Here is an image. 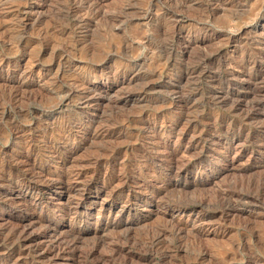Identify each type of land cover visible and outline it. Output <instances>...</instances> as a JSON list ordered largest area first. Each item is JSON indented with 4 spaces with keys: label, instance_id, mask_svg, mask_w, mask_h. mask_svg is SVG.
I'll list each match as a JSON object with an SVG mask.
<instances>
[{
    "label": "rangeland",
    "instance_id": "obj_1",
    "mask_svg": "<svg viewBox=\"0 0 264 264\" xmlns=\"http://www.w3.org/2000/svg\"><path fill=\"white\" fill-rule=\"evenodd\" d=\"M263 78L264 0H0V264H264Z\"/></svg>",
    "mask_w": 264,
    "mask_h": 264
},
{
    "label": "bare ground",
    "instance_id": "obj_2",
    "mask_svg": "<svg viewBox=\"0 0 264 264\" xmlns=\"http://www.w3.org/2000/svg\"><path fill=\"white\" fill-rule=\"evenodd\" d=\"M83 4V3H82ZM97 4V3H96ZM86 5V4H85ZM89 6V5H88ZM29 9V8H28ZM30 12V11H29ZM24 17V16H23ZM108 18V17H107ZM22 23H21V27H22V29H25L26 27H27V25H28V20H27V17L26 18H24V19H22V21H21ZM29 27V26H28ZM251 76V75H250ZM259 77V76H258ZM262 78V77H261ZM83 79V78H82ZM259 82H260V80H259ZM260 85V84H259ZM227 88V87H226ZM228 92V91H227ZM253 93L256 95V98H254V97H252L251 99L252 100H248V98L246 97V98H242V97H235V98H232V96L231 97H229L228 95H225L224 97H220L219 96V94L217 95H212L211 97H213L214 99H216V101H218V102H221V103H223V104H229L230 105V107L233 109V110H242V108L243 109H247V111H248V113H247V115H246V117H250V116H253V115H255V113H258V114H261L260 115V117L262 116V119L264 118V78L262 79V84H261V86L260 87H258V85H257V87L255 88V86H254V88H253ZM237 95V94H236ZM254 98V99H253ZM229 100V101H228ZM246 112V111H245ZM260 121V120H259ZM262 126V125H261ZM239 128V127H238ZM29 131V130H28ZM8 164V163H7ZM166 167V166H165ZM176 168V167H175ZM34 171V170H33ZM43 174V173H42ZM176 174V173H175ZM25 175V174H24ZM3 182H4V180H3ZM26 191V190H25ZM27 192V191H26ZM32 192V191H31ZM166 195V194H165ZM19 197V196H18ZM202 200V199H201ZM200 201V200H199ZM202 201H200V203H201ZM228 202V201H227ZM199 204V203H198ZM202 204V203H201ZM11 223V222H10ZM44 224V223H43ZM24 225V224H23ZM13 226V225H12ZM18 226V225H17ZM20 226V225H19ZM43 226V225H42ZM16 227V226H15ZM21 227V226H20ZM19 227V228H20ZM23 227V226H22ZM41 227V226H40ZM14 228V227H13ZM17 228V227H16ZM49 228V227H48ZM51 228H53V227H51ZM175 228V227H174ZM173 228V229H174ZM54 229V228H53ZM178 229V228H177ZM176 229V231H178ZM7 230V229H6ZM15 230V232H16V229H14ZM172 230V229H171ZM175 230V229H174ZM7 231H9V230H7ZM18 231V230H17ZM20 231H21V229H20ZM22 232H24L23 230H22ZM50 232L51 231H47L46 230V232L44 233V236L45 235H50ZM53 232H54V230H53ZM160 232V231H159ZM5 233V232H4ZM18 233V232H17ZM156 233V232H155ZM158 233V232H157ZM13 234V233H12ZM53 234V233H52ZM67 234H69V233H67ZM159 234V233H158ZM15 235V234H14ZM70 235H72V234H70ZM69 235V237H71ZM179 235V234H178ZM17 236V235H16ZM23 236H24V233H23ZM66 236V235H65ZM64 236V237H65ZM73 236V235H72ZM150 236V235H149ZM158 236V235H157ZM161 236H163V234L161 235ZM13 237V236H12ZM20 236H18V238H19ZM68 237V238H69ZM76 237V236H75ZM146 237V236H145ZM155 237V236H154ZM14 238H15V236H14ZM20 238H22V237H20ZM24 238V237H23ZM22 238V239H23ZM68 238H67V241H68ZM77 238V237H76ZM80 238V237H79ZM82 238V237H81ZM144 238V237H143ZM149 238V237H148ZM151 238V237H150ZM159 238V237H158ZM15 239H17V238H15ZM25 239V238H24ZM62 239H63V237H62ZM61 239V240H62ZM73 239H75L74 237H73ZM73 239H72V241H73ZM127 239V238H126ZM157 238H155V240H156ZM160 239V238H159ZM53 240H55V239H53ZM70 240V239H69ZM76 240V239H75ZM80 239H78V241H79ZM140 240H141V238H140ZM151 240H152V238H151ZM151 240L149 241V242H151ZM154 240V239H153ZM71 241V240H70ZM144 241H145V239H144ZM157 241V240H156ZM56 242H58V240L56 241ZM136 242V241H135ZM143 242V241H142ZM161 242V241H160ZM62 243V242H61ZM94 243V242H93ZM139 243V242H138ZM148 244V243H147ZM151 245L149 246L150 248H151V246H153V242H151L150 243ZM57 245V244H56ZM55 245V246H56ZM61 245V244H60ZM59 245V246H60ZM70 245V244H69ZM69 245H68V247H69ZM143 245V247L145 246L144 244H142ZM54 246V245H53ZM74 246V245H73ZM140 246H141V244H140ZM95 247H96V245H95ZM147 247V246H146ZM154 247V246H153ZM53 248V247H52ZM56 248V247H55ZM114 248V247H113ZM58 249V248H57ZM75 250V249H74ZM93 250V249H92ZM202 250V249H201ZM53 251V250H52ZM56 251V250H55ZM70 251H72V250H70ZM90 251V250H89ZM148 251V250H147ZM111 252V251H110ZM113 252V251H112ZM119 252V251H118ZM57 253V252H56ZM145 253V252H144ZM150 253V252H149ZM85 254V253H84ZM92 254V253H91ZM119 254V253H118ZM85 255H87V254H85ZM56 256V255H55ZM114 256V255H113ZM112 257V256H111ZM109 259V258H108ZM107 260V259H106ZM105 260V261H106ZM113 260V259H112ZM123 260V259H122ZM103 261V260H102ZM101 261V262H102ZM115 261V260H114ZM113 261V262H114ZM124 261V260H123ZM100 262V263H101ZM116 262V261H115ZM120 262V261H119ZM150 262V261H149ZM103 263H104V261H103ZM106 263V262H105ZM107 263H109V261L107 262ZM106 263V264H107ZM144 263V262H143ZM118 264V263H117ZM120 264V263H119ZM121 264H122V262H121ZM124 264V263H123ZM145 264V263H144ZM152 264V263H151Z\"/></svg>",
    "mask_w": 264,
    "mask_h": 264
}]
</instances>
